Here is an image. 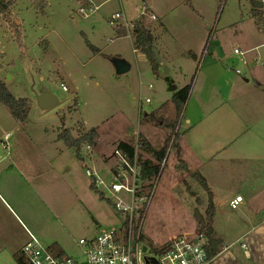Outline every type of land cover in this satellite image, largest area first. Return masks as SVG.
<instances>
[{
	"label": "rangeland",
	"instance_id": "1",
	"mask_svg": "<svg viewBox=\"0 0 264 264\" xmlns=\"http://www.w3.org/2000/svg\"><path fill=\"white\" fill-rule=\"evenodd\" d=\"M6 1H12V14L8 22L0 12V80L10 94L29 101L30 114L20 122L0 103V264H19L17 257L23 255L29 234L55 252L63 250L84 261L80 239L89 240L107 228L120 229L125 222L113 199H102L100 190L92 187L87 169L110 180L118 144L140 145L144 139L159 150L169 144L161 163L163 176L177 151L172 143L189 134L193 126L186 120L209 83L215 94L226 81L241 91L233 106L235 134L241 135L234 152H223L205 169L222 200L218 218L234 216L227 204L231 195L264 183V45L254 48L264 44V6L259 8L262 28L251 14L258 9L254 2L264 0H92L97 10L87 17L79 11L87 9L88 0ZM120 13L130 23L128 28L112 19ZM139 23L156 39L151 52L157 71L148 46L136 45L134 27ZM234 46L248 51L247 66L233 54ZM224 55L227 60L219 62L217 57ZM115 58L126 59L132 68L117 75ZM232 66L242 74L230 70ZM218 70H227V77L217 79ZM168 78L176 91L167 89ZM45 89L58 99L48 110L38 103ZM253 97L258 102H245ZM216 107L222 109L215 116L225 118L227 107L219 103L209 112ZM209 125V120L199 124L195 134L203 138L219 133L217 128L211 133ZM92 129L97 137L92 145L82 146L80 156L60 138L70 134L73 140ZM137 153L152 158L143 148ZM243 173L242 183L234 181ZM181 180L175 194L183 206L159 196L153 211L145 215L146 243L155 248L153 241L163 234L186 229L187 213L196 226L181 234L200 233L194 211L206 216L207 193L190 175ZM234 249L240 251V243Z\"/></svg>",
	"mask_w": 264,
	"mask_h": 264
},
{
	"label": "crops",
	"instance_id": "2",
	"mask_svg": "<svg viewBox=\"0 0 264 264\" xmlns=\"http://www.w3.org/2000/svg\"><path fill=\"white\" fill-rule=\"evenodd\" d=\"M262 8L263 6L260 9ZM147 9L152 12V19L156 18V13L154 12V10L151 7H148ZM253 12L254 10L251 14L254 16ZM144 28L147 29L152 36V48H155L156 39L154 35H152L150 28ZM260 30L264 32L263 28ZM263 45L264 44L257 45L254 48ZM234 48H238V46H234L233 49ZM217 60L219 62H222L226 61L227 58L224 55L221 57V59L217 57ZM207 69L209 70V67ZM229 69L233 71L236 68L232 66ZM210 71L211 70H209V72ZM209 72H207V78ZM227 73V70L226 72L218 70L217 79H223L224 76L227 77ZM246 82L248 83L249 80H246ZM224 84V89L221 92L218 91L217 94H215L213 92L214 84L212 85L211 83H209L207 85V90L203 87L204 91L201 92L202 96L200 95L202 99L200 101H194L192 105L193 109L186 120V124L193 127L188 135L180 137L178 139V142L176 141V145H178L179 148H176V145H174V149L177 150V153L175 152V154H172V157L169 161V167L166 168L164 175L160 176L161 179H159V183L161 182L162 184L160 183L159 192H157L156 189V193L151 200L152 203L149 205L146 216H149V214L155 208V205L158 203L157 200L159 199V196H162L161 201L167 203L173 201V203L178 205L179 207L180 205L183 206L182 201H179L176 198V188L180 185L181 182L184 181L181 179H185L186 177H189V175L191 176L192 173L199 171L206 179V182H208L215 203V215L212 224L213 230L216 237L220 238L223 241V248L219 251L217 256L212 258L213 264H264V209L261 208L262 204L264 203V183H260L254 186L250 185L245 190H240L241 192H236L231 195L227 199V204L230 208V202L234 200L237 195H241L244 200L236 209L231 208L236 213H234V216H223L221 218H218L219 208L221 207L222 200L219 199V196L216 195V192L214 191L209 178L205 174V169L206 167H208L209 162L218 159L219 156L222 155V153L225 151H233L232 149L235 148L237 139H239V137L241 136L235 134L236 126L235 124H233L236 114L233 106L234 104H237L239 102L236 97L239 96L237 94L241 91L237 88H234L233 84L227 81ZM245 102L251 104L252 102L258 101L255 97H253L252 99L247 98ZM261 102L264 112V100L262 99ZM202 103H204V105H202ZM218 103L221 104L222 107L228 108H225L226 117L223 119L215 116L217 113H219L220 109H222L221 107H216L214 111L209 112V109H212V107H214ZM147 114L150 113L147 112L146 115ZM207 120L210 121L209 129L211 133L214 132L216 128L220 131L216 135L211 136V134H204V137L200 138L199 134H195V129H197V126L199 124H204ZM229 122L232 124L229 125ZM223 123H225V126H223ZM114 164L115 163L110 166L111 171L114 167ZM185 166L188 168V171L185 170ZM220 166L221 165L218 164L216 167L219 171H221ZM219 171H217L218 175L220 173ZM245 175L246 174L244 173L243 175H236L234 181H237L239 184L242 183V179H246V177L244 178L242 176ZM206 193L207 192L205 191L204 194ZM186 217H188L189 219V223L186 229L184 227L179 232L175 231V233L163 234V236H160L161 239H158L155 242L153 241L155 246L159 248L160 246H163V244H165L167 241L172 240L175 235L194 231L193 226H196L195 220L192 219L190 213H187ZM237 243H240V251L235 252L234 246Z\"/></svg>",
	"mask_w": 264,
	"mask_h": 264
},
{
	"label": "built area",
	"instance_id": "3",
	"mask_svg": "<svg viewBox=\"0 0 264 264\" xmlns=\"http://www.w3.org/2000/svg\"><path fill=\"white\" fill-rule=\"evenodd\" d=\"M89 5L80 9L84 16L97 10L92 0ZM264 6V3H263ZM114 21H120L128 28L130 25L120 13L112 16ZM234 54L244 66L248 65L246 55L248 51L239 48L233 49ZM241 75L242 71L235 69ZM149 88L152 85L149 84ZM63 91L67 88L62 85ZM146 103L151 99L146 98ZM139 149V145H136ZM115 164L112 168L110 180L103 179L99 173L90 168L86 174L92 178V184L103 195L113 199L115 209L125 222L120 229L107 228L100 230L89 240L80 239L79 245L83 249L84 261L58 254L53 248L46 247L34 235L29 234L30 239L24 245L22 254L29 264H152L147 258L154 257L157 264H213V259L208 256L206 250L207 238L203 233L196 235L181 234L168 242V247L161 253L155 254L148 248L143 239L144 224L149 205L155 192V184L161 174L155 180L154 187L145 191L141 180L142 167L139 164L137 153L131 160L127 153L117 149L114 153ZM102 190V191H101ZM111 195V196H110ZM241 195H237L230 202L232 209H236L243 202ZM145 205V207H144ZM143 211V212H142ZM142 213V214H141ZM144 248L146 251L144 252Z\"/></svg>",
	"mask_w": 264,
	"mask_h": 264
},
{
	"label": "trees",
	"instance_id": "4",
	"mask_svg": "<svg viewBox=\"0 0 264 264\" xmlns=\"http://www.w3.org/2000/svg\"><path fill=\"white\" fill-rule=\"evenodd\" d=\"M11 6H12V1L8 2L6 0H0V12L3 15L4 19L7 20L8 22L11 21L10 20V17L12 14ZM254 14H255L256 23L258 24L259 27H261V25L263 24V18L261 17L262 14L260 10L254 9ZM134 31L136 35V45L141 44L143 46L144 45L148 46L147 53H148L150 61L152 62V68L154 71H157V65H156L153 53L151 52L152 41H153L152 36L150 35L149 31L145 29L144 26L140 23L139 25H136L134 27ZM178 95H174V99H177ZM0 103L5 105L9 109V111L13 114L15 119H17L20 122H24L30 114L29 101L27 99H22V98L18 99L13 94H10V92L7 89L6 84L1 80H0ZM96 137H97V131L95 129H92L86 132V134L82 135L80 138H76L73 140L70 134H68L67 136L63 134L60 135V138L64 141L65 145L67 147L69 146L70 148L75 149L78 156H80L81 154V151L83 149L82 146L86 144L92 145ZM175 143L176 142L172 144L176 145ZM139 144H140L139 145L140 147L139 149H137L136 145L123 141V142H120L117 147L121 149L123 152L127 153L128 157L131 160L135 157L138 151L142 150V148L144 152L149 153L152 156V159H147V158H143V156H140L137 153L139 164L142 167L141 180H142V183L144 184L145 191H149L154 187V184H155L154 182L160 174L161 166H162L161 163L166 156V152L168 150L169 144L167 143L164 144L161 150L155 148L154 146H152L149 142H147L144 139H142V142ZM176 148H179V146L176 145ZM185 170L188 171V168L186 166H185ZM191 177L195 179L196 182H199L202 188L207 192L209 205L206 210V214H205L206 216L205 217L201 216V214L196 210L194 211V216L198 222L199 232L203 233L204 236L207 238L206 250H207L208 256L213 258L217 256L219 251L223 248V241L220 238L216 237L215 232L212 227V223L214 221V215H215V203L213 200V195L211 193L208 182H206V179L203 177V175L199 171L192 173ZM92 187L97 192L98 189H96L94 184H92ZM100 197L102 199L104 198L102 193L100 194ZM143 239L146 242L145 236H143ZM147 246L155 254H161L169 245L167 243L163 245L162 248H159V249L155 248L152 245V243L151 245L147 244ZM58 254L62 255L64 254V252L62 250H59ZM17 260L19 261V264H29L23 255L18 256Z\"/></svg>",
	"mask_w": 264,
	"mask_h": 264
},
{
	"label": "water",
	"instance_id": "5",
	"mask_svg": "<svg viewBox=\"0 0 264 264\" xmlns=\"http://www.w3.org/2000/svg\"><path fill=\"white\" fill-rule=\"evenodd\" d=\"M254 5L256 8H261L263 6V4L259 2H254ZM112 64L114 66V70L117 75L125 74L131 69V64L126 59L123 58L112 59ZM167 83H168L167 89L170 92L176 91L177 87L171 78L167 79ZM38 103L43 110H48L49 108L53 107L58 103V99L52 93H50L45 89L41 92V94L38 95ZM145 251L146 248H144V252ZM147 262L152 264L158 263L154 257L147 258Z\"/></svg>",
	"mask_w": 264,
	"mask_h": 264
}]
</instances>
